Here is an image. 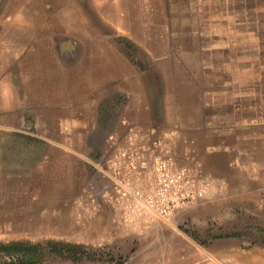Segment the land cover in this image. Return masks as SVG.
I'll use <instances>...</instances> for the list:
<instances>
[{"label": "rangeland", "instance_id": "374dc122", "mask_svg": "<svg viewBox=\"0 0 264 264\" xmlns=\"http://www.w3.org/2000/svg\"><path fill=\"white\" fill-rule=\"evenodd\" d=\"M136 81L171 129L134 145L207 183L183 217L117 212ZM199 260L264 264V0H0V264Z\"/></svg>", "mask_w": 264, "mask_h": 264}, {"label": "built area", "instance_id": "2783aa9c", "mask_svg": "<svg viewBox=\"0 0 264 264\" xmlns=\"http://www.w3.org/2000/svg\"><path fill=\"white\" fill-rule=\"evenodd\" d=\"M130 131L129 147L119 149L109 160L117 212L124 219L131 214L166 218L202 195L207 183L198 178L199 172L177 165L169 152L147 161L144 149L134 145L135 133Z\"/></svg>", "mask_w": 264, "mask_h": 264}, {"label": "crops", "instance_id": "0c3cea01", "mask_svg": "<svg viewBox=\"0 0 264 264\" xmlns=\"http://www.w3.org/2000/svg\"><path fill=\"white\" fill-rule=\"evenodd\" d=\"M134 87L136 89H134L132 93V99L130 100V105L128 106V108H126V110H122L120 114L115 118V123L109 128V130L106 133V136L112 142L114 139L116 142L121 143L123 141V136L128 132V130L133 128V129H136L144 137V142H146L148 145L150 144L152 145L155 138H162V139L165 138V135L168 132L167 130L171 129V128H168L169 124L166 123L167 121L166 110L167 109L163 108V106L160 107L158 101H157V104H156L157 107H156L154 104L155 100L150 101L146 99V96H145L146 94L142 91L137 90L138 88L141 87V84L139 81L135 82ZM163 104H165V100L163 101ZM110 105L106 106V112H108V114H112ZM82 113H78V117L76 118L75 123L77 127L84 129V132L88 133L89 129L95 128L97 124L96 122L89 120L88 117L86 119V117H84L85 113L84 112ZM38 126H40L39 121H38ZM38 132H41V127H40V130L38 129ZM91 182H93L95 187L100 188V186L102 187V184H103V178L94 177L93 181ZM95 187H91L92 192L93 191L96 192ZM188 209L189 208H186V207L176 208L173 212L172 218L175 219L177 216L178 218L185 216L186 215L185 213L188 212ZM185 242L189 243L190 239H188L187 237H183L180 239V242H174L173 244H171L172 245L171 247L174 246L173 248L176 249V252L182 258H183L184 253L189 254L188 251L179 250L180 245L182 244L184 245ZM195 263L196 264L200 263V260ZM179 264H187V262L183 261V262H180Z\"/></svg>", "mask_w": 264, "mask_h": 264}, {"label": "trees", "instance_id": "16d2710c", "mask_svg": "<svg viewBox=\"0 0 264 264\" xmlns=\"http://www.w3.org/2000/svg\"><path fill=\"white\" fill-rule=\"evenodd\" d=\"M20 264H34V263L23 262V263H20Z\"/></svg>", "mask_w": 264, "mask_h": 264}]
</instances>
